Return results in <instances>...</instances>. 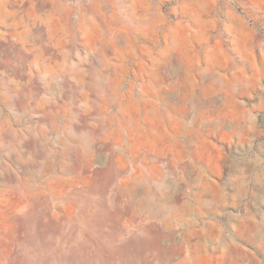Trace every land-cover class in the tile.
Masks as SVG:
<instances>
[{"label":"rangeland","instance_id":"obj_1","mask_svg":"<svg viewBox=\"0 0 264 264\" xmlns=\"http://www.w3.org/2000/svg\"><path fill=\"white\" fill-rule=\"evenodd\" d=\"M0 264H264V0H0Z\"/></svg>","mask_w":264,"mask_h":264}]
</instances>
